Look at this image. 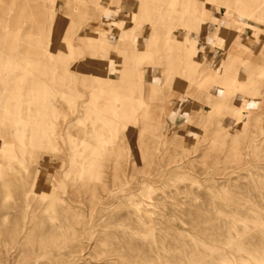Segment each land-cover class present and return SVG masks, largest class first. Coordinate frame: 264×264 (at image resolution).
I'll list each match as a JSON object with an SVG mask.
<instances>
[{
    "label": "rangeland",
    "instance_id": "rangeland-1",
    "mask_svg": "<svg viewBox=\"0 0 264 264\" xmlns=\"http://www.w3.org/2000/svg\"><path fill=\"white\" fill-rule=\"evenodd\" d=\"M0 264H264V0H0Z\"/></svg>",
    "mask_w": 264,
    "mask_h": 264
},
{
    "label": "bare ground",
    "instance_id": "bare-ground-1",
    "mask_svg": "<svg viewBox=\"0 0 264 264\" xmlns=\"http://www.w3.org/2000/svg\"><path fill=\"white\" fill-rule=\"evenodd\" d=\"M29 4V3H28ZM32 4H34V3H32ZM31 5V4H30ZM36 10V9H35ZM23 50H25V51H28V50H30V49H28V48H23Z\"/></svg>",
    "mask_w": 264,
    "mask_h": 264
}]
</instances>
